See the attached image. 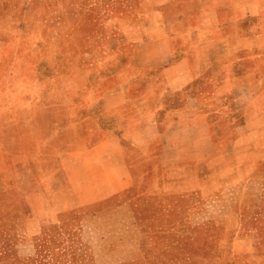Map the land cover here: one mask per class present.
<instances>
[{
  "label": "crops",
  "instance_id": "crops-1",
  "mask_svg": "<svg viewBox=\"0 0 264 264\" xmlns=\"http://www.w3.org/2000/svg\"><path fill=\"white\" fill-rule=\"evenodd\" d=\"M103 6L120 14V52L105 55L115 64L102 90L3 103L0 221L34 235L76 220L95 264L141 262L146 235L126 194L144 182L135 200L152 220L187 226V264H264L251 224L264 217V0Z\"/></svg>",
  "mask_w": 264,
  "mask_h": 264
},
{
  "label": "rangeland",
  "instance_id": "rangeland-1",
  "mask_svg": "<svg viewBox=\"0 0 264 264\" xmlns=\"http://www.w3.org/2000/svg\"><path fill=\"white\" fill-rule=\"evenodd\" d=\"M103 4L104 0H0V112L7 109L3 104L7 98L11 105L23 101L24 90L26 94L31 91L32 100L49 103L69 99L65 86L75 83L80 84V99L89 81L102 90L103 83L98 81L104 69L115 64L105 60V55L120 52L118 41L110 37L118 31L114 24L120 14L104 12ZM6 85L12 87L10 92L5 91ZM149 188L141 182L126 194L135 211L140 208L138 220L147 237L144 259L125 264H187L190 256L194 259L187 226L161 217L152 220L153 207L146 208L143 199L135 200L142 193L148 195ZM4 216L0 264H95L76 220L48 223L39 233L28 235L21 224ZM251 224L258 228L259 244L264 248V217L257 216ZM207 245L208 250L216 247L213 241ZM216 256L226 262V254Z\"/></svg>",
  "mask_w": 264,
  "mask_h": 264
}]
</instances>
